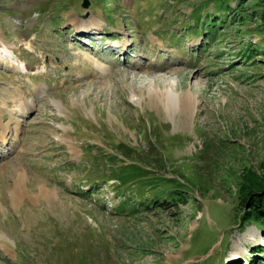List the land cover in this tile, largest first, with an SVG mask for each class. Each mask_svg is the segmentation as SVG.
Instances as JSON below:
<instances>
[{
	"label": "rangeland",
	"instance_id": "obj_1",
	"mask_svg": "<svg viewBox=\"0 0 264 264\" xmlns=\"http://www.w3.org/2000/svg\"><path fill=\"white\" fill-rule=\"evenodd\" d=\"M261 1L0 0V264H253Z\"/></svg>",
	"mask_w": 264,
	"mask_h": 264
},
{
	"label": "trees",
	"instance_id": "obj_2",
	"mask_svg": "<svg viewBox=\"0 0 264 264\" xmlns=\"http://www.w3.org/2000/svg\"><path fill=\"white\" fill-rule=\"evenodd\" d=\"M261 6H263L262 13H261V20L264 25V0L261 1ZM242 3V2H241ZM244 5V3H242ZM239 9L241 11V7L236 8V10ZM217 24H214L212 26H216ZM209 29V28H208ZM214 28H210L208 30V34L214 33ZM217 30V29H216ZM260 48V49H259ZM246 50L243 51L242 55H245V58H251V61H257L262 59L258 58V56L264 55V46L262 47H256V45H248V47L245 48ZM256 52H260L261 54H257ZM129 150V155H132L133 152H131V149ZM142 162V161H141ZM144 163V162H143ZM132 164H136V162H133ZM130 169H133L134 174L138 176V178H150L151 176H144L143 174L147 173L148 171H151L147 169L146 167L138 166H130ZM241 188L239 189L240 193V205L243 207V210H245V215L242 216V220H245V222H252L257 221L260 222L262 225L264 224V174L263 175H255L253 173L248 172L243 175L242 182L240 181ZM181 192V191H179ZM182 193V192H181ZM181 202H185L184 199H180ZM167 202H164L160 205H164ZM255 250H257V258L253 260V264H264V248L263 247H254Z\"/></svg>",
	"mask_w": 264,
	"mask_h": 264
},
{
	"label": "bare ground",
	"instance_id": "obj_3",
	"mask_svg": "<svg viewBox=\"0 0 264 264\" xmlns=\"http://www.w3.org/2000/svg\"><path fill=\"white\" fill-rule=\"evenodd\" d=\"M2 41V40H1ZM4 42V41H3ZM9 49H7L5 46L3 47V49L1 50L2 51V53H6L7 51H8ZM11 50H12V48H11ZM10 52V51H9ZM12 52V51H11ZM11 54H13V52L11 53ZM15 54V53H14ZM23 68L25 67V66H23V65H21ZM23 68H21V69H23ZM192 99L190 98V100H188V99H186V100H184V101H182L181 102V104L182 105H186V106H188V107H191L192 106V104H193V101H191ZM31 108V106L29 105V103H27L26 101H24L23 102V105H22V109L24 110V112H26V109L28 110V109H30ZM3 114V111H2V108H0V130H1V132H0V137H1V140H0V142H2V143H0V144H5L6 143V141L8 140V135H7V132H8V130H9V124H4L5 126H3L2 125V121H1V119H2V115ZM14 120V119H13ZM14 123H15V126H16V128L18 129L19 127V123H18V121H16V120H14ZM9 133V132H8ZM25 177H26V175H25V173L23 174V175H21L20 176V178H19V180H17V182L15 183V191L13 192L14 194H13V200L14 201H17L18 200V198L21 196V194H22V189H23V184H24V181L23 180H25Z\"/></svg>",
	"mask_w": 264,
	"mask_h": 264
},
{
	"label": "water",
	"instance_id": "obj_4",
	"mask_svg": "<svg viewBox=\"0 0 264 264\" xmlns=\"http://www.w3.org/2000/svg\"><path fill=\"white\" fill-rule=\"evenodd\" d=\"M85 4H84V7H88L89 6V2L88 1H86Z\"/></svg>",
	"mask_w": 264,
	"mask_h": 264
}]
</instances>
